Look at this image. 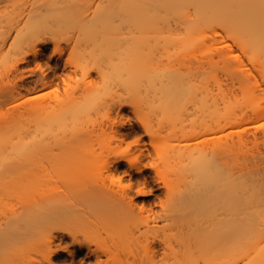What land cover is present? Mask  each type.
<instances>
[{"label": "bare ground", "instance_id": "6f19581e", "mask_svg": "<svg viewBox=\"0 0 264 264\" xmlns=\"http://www.w3.org/2000/svg\"><path fill=\"white\" fill-rule=\"evenodd\" d=\"M172 43L199 51L188 68ZM108 70L112 96L75 120ZM263 202L264 0H0V264L31 239L38 264H264Z\"/></svg>", "mask_w": 264, "mask_h": 264}, {"label": "rangeland", "instance_id": "374dc122", "mask_svg": "<svg viewBox=\"0 0 264 264\" xmlns=\"http://www.w3.org/2000/svg\"><path fill=\"white\" fill-rule=\"evenodd\" d=\"M52 50V47L49 46L46 49V57H43L42 55L38 58L39 62H41V67L43 70L45 71H49L50 66L54 65L55 62L60 61L64 62V60H59L58 57H53L52 59L48 60V55L49 52ZM199 51L195 48V46L191 45V46H180L177 44H169V48L168 51L166 53V57L168 58V60H170L171 62H173L175 59H177L178 64L182 67V68H188L189 64L192 63V61L195 59L196 54ZM43 57V58H42ZM80 59V54H77L76 56H74L72 58L73 62H76L77 60ZM36 57H34L33 55L29 56L28 60H26L22 65L20 70H25V72L28 73H33V70L36 72H41L42 70L37 68V64H36ZM71 68L74 70L75 69V65L70 64ZM70 68V67H69ZM12 74H15V72H13ZM11 74V76H12ZM81 76L80 71L78 72V74L76 75L74 73V71L71 74V82L72 84H75V80ZM203 93L207 94L206 91V87L203 88ZM72 98V93L68 94L65 97V101H70ZM183 135L184 136H190L192 135V132L189 130H184L183 131ZM108 140V142L110 143V145L106 148L104 147V153H103V157L104 159L107 158H114L116 155L120 154V153H126L128 152L127 149V145L129 144L130 141H132L133 137L129 136V137H125L124 141L119 142L113 138H106ZM101 149H100V153H101ZM130 152H133V150H131ZM103 160H99L97 164H101ZM86 170L89 171V168H87ZM72 175V176H70ZM69 176H61L58 175L56 176L55 180L57 181H50L48 180V185H55V184H59V185H63L64 182H72V187L77 189L80 188L82 185H84L85 183H91L93 181H95L96 179H99L101 177H99L98 173H92V174H87V176L84 177H78L77 175H73L70 174ZM41 182V181H40ZM146 198H154V196H143ZM262 210L261 213L259 215V228L257 230L258 232V237L261 240V245H262V249L264 250V202L262 205ZM4 249H6L8 257L11 261V263L9 264H38V262L36 260H39V257L41 256V252H42V248H40V246L38 245V243L31 239V240H26V241H21V240H14V241H10L7 242L5 247H3ZM2 248V249H3ZM30 255L31 258L33 259L32 262H27L24 260V258L26 256Z\"/></svg>", "mask_w": 264, "mask_h": 264}, {"label": "clouds", "instance_id": "9594fccd", "mask_svg": "<svg viewBox=\"0 0 264 264\" xmlns=\"http://www.w3.org/2000/svg\"><path fill=\"white\" fill-rule=\"evenodd\" d=\"M79 70L86 75L89 71L88 62H81ZM120 80V75L114 70H108L101 74V84L98 88H93L87 98L86 102L81 101L75 105L74 119L77 121L86 120L90 115L97 112L102 104H104L113 94V83Z\"/></svg>", "mask_w": 264, "mask_h": 264}]
</instances>
